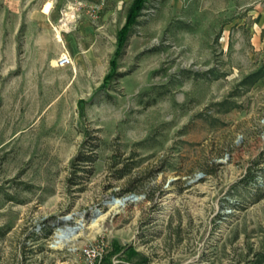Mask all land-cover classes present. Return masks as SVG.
<instances>
[{
	"label": "rangeland",
	"instance_id": "rangeland-1",
	"mask_svg": "<svg viewBox=\"0 0 264 264\" xmlns=\"http://www.w3.org/2000/svg\"><path fill=\"white\" fill-rule=\"evenodd\" d=\"M74 1L0 0V264H251L264 0H145L118 55L132 0Z\"/></svg>",
	"mask_w": 264,
	"mask_h": 264
},
{
	"label": "trees",
	"instance_id": "trees-1",
	"mask_svg": "<svg viewBox=\"0 0 264 264\" xmlns=\"http://www.w3.org/2000/svg\"><path fill=\"white\" fill-rule=\"evenodd\" d=\"M144 3L145 0H132V3L128 9L125 22L123 26L119 29L117 32V50L116 54H121L125 46L127 45L128 37L131 33V28L133 24H136V18L139 16L142 9H144ZM80 161L92 163L94 161V158L89 155H81L79 157ZM84 164V163H83ZM79 168V167H78ZM2 189L0 187V193ZM5 234V230L0 228V236H3ZM121 248L115 249L114 252H117ZM111 255V254H110ZM108 255V256H110ZM251 264H264V248L262 250H259L255 252L254 259L249 260Z\"/></svg>",
	"mask_w": 264,
	"mask_h": 264
},
{
	"label": "built area",
	"instance_id": "built-area-1",
	"mask_svg": "<svg viewBox=\"0 0 264 264\" xmlns=\"http://www.w3.org/2000/svg\"><path fill=\"white\" fill-rule=\"evenodd\" d=\"M104 0H99L98 2L86 5L82 0H75V10L74 14L79 16L80 13H84L87 17L92 20H96L99 17V13L102 9V4ZM72 63L71 57L69 54L62 53L61 56L57 59L56 66L64 67ZM101 249L102 245H85L82 248V256L85 264H97L98 260L101 258Z\"/></svg>",
	"mask_w": 264,
	"mask_h": 264
},
{
	"label": "bare ground",
	"instance_id": "bare-ground-1",
	"mask_svg": "<svg viewBox=\"0 0 264 264\" xmlns=\"http://www.w3.org/2000/svg\"><path fill=\"white\" fill-rule=\"evenodd\" d=\"M50 9H51V3H47L45 8H44V13H48ZM57 33H58V31H57ZM56 37L58 38V40H60V34L59 33ZM137 199H138V197H136L134 200H137ZM125 202H126V200L118 199V198H115L111 201V203L113 205H116V206H123L125 204ZM65 219L66 220L70 219V215H67L65 217ZM81 226H82V224H81ZM74 237H75V233L72 232L71 230H69L67 227L60 228V229H58V231L55 234V244L56 245L65 244V243L71 241Z\"/></svg>",
	"mask_w": 264,
	"mask_h": 264
},
{
	"label": "water",
	"instance_id": "water-1",
	"mask_svg": "<svg viewBox=\"0 0 264 264\" xmlns=\"http://www.w3.org/2000/svg\"><path fill=\"white\" fill-rule=\"evenodd\" d=\"M136 197L134 195H130L126 198H124V200H134ZM69 230H71L72 232H77L80 228H81V224H78L76 226H72V227H67Z\"/></svg>",
	"mask_w": 264,
	"mask_h": 264
},
{
	"label": "crops",
	"instance_id": "crops-1",
	"mask_svg": "<svg viewBox=\"0 0 264 264\" xmlns=\"http://www.w3.org/2000/svg\"><path fill=\"white\" fill-rule=\"evenodd\" d=\"M66 1H70V3H71L72 0H66Z\"/></svg>",
	"mask_w": 264,
	"mask_h": 264
}]
</instances>
